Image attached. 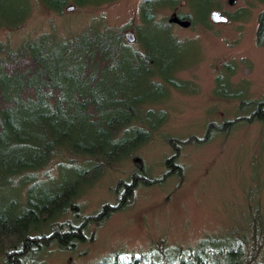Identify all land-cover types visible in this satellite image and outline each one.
<instances>
[{"label": "rangeland", "instance_id": "obj_1", "mask_svg": "<svg viewBox=\"0 0 264 264\" xmlns=\"http://www.w3.org/2000/svg\"><path fill=\"white\" fill-rule=\"evenodd\" d=\"M60 1L4 5L8 23L25 17L21 24L0 28V44L14 47L41 34L68 38L94 29L109 44L107 49H113L120 33L133 49L150 53L151 65L166 79L155 77L162 87L152 93L161 96L142 105L133 122L138 127L156 124L151 139L79 191L73 202L81 216L116 203V183L138 172L139 162L147 174L162 176L164 161L174 152L167 137L202 138L209 123L249 115L264 97V40L257 38L264 0H64L62 9H55ZM214 10L226 21L213 22ZM126 31L135 33V42L124 37ZM241 101L247 103L240 106ZM148 110L153 114L146 118ZM178 163L181 176L139 186L129 206L101 225H90L88 238L75 249L52 243L29 264H98L115 253L150 250L160 240L168 247L192 246L210 235L233 240L250 232L252 211L264 220V122L238 123L205 143L183 144ZM93 164L89 156L71 160L59 155L34 171L33 182L41 181L39 189L50 194L74 180L78 167ZM17 191L12 183L0 190V214L20 212L12 206ZM26 196L25 189L17 194L20 204ZM77 216L70 211L57 220L77 223Z\"/></svg>", "mask_w": 264, "mask_h": 264}, {"label": "trees", "instance_id": "obj_2", "mask_svg": "<svg viewBox=\"0 0 264 264\" xmlns=\"http://www.w3.org/2000/svg\"><path fill=\"white\" fill-rule=\"evenodd\" d=\"M14 3L0 0V19H5L0 28L23 21L25 15L17 23L4 18L8 11L3 6ZM63 5L61 0L54 8L61 10ZM257 38L264 40V10L258 18ZM108 45L94 29L68 38L41 34L14 47L0 44V190L11 183L17 185L12 206L20 210L12 216L0 214L3 264L36 263L40 251L52 243L65 250L75 249L88 238L90 225H101L129 206L139 186L181 176L178 157L183 144L205 143L218 132H230L238 123L264 122L263 97L249 115L209 123L202 138L167 137L174 152L165 159L167 170L162 176L147 174L139 162L140 171L116 183V203L103 204L95 215L81 216L73 202L79 191L151 139L156 124L138 127L133 122L139 119L142 105L161 96L152 93L162 87L155 77L166 80L164 73L151 65L150 53L133 49L120 33L115 47L107 49ZM165 58L163 55L161 61ZM246 103L241 101L240 106ZM152 114L148 110L146 118ZM157 116L163 121L164 114ZM59 155L71 160L89 156L94 164L78 167L74 180L46 194L39 189L41 181L33 182L34 171ZM22 189L27 192L24 204L17 198ZM70 211L78 215L79 222L57 220ZM249 222L250 232L233 240L210 235L187 247H168L160 240L150 250L115 253L109 262L98 264H264V220L252 211ZM94 237L91 233L89 239Z\"/></svg>", "mask_w": 264, "mask_h": 264}, {"label": "water", "instance_id": "obj_3", "mask_svg": "<svg viewBox=\"0 0 264 264\" xmlns=\"http://www.w3.org/2000/svg\"><path fill=\"white\" fill-rule=\"evenodd\" d=\"M229 2L234 3L235 0H229ZM73 8L74 6H69L68 10H72ZM210 17L213 22L226 21V17H224L219 10L212 11ZM124 37L127 38L130 43H133L136 40V35L133 31H126Z\"/></svg>", "mask_w": 264, "mask_h": 264}, {"label": "bare ground", "instance_id": "obj_4", "mask_svg": "<svg viewBox=\"0 0 264 264\" xmlns=\"http://www.w3.org/2000/svg\"><path fill=\"white\" fill-rule=\"evenodd\" d=\"M91 240V239H90ZM84 242V241H83Z\"/></svg>", "mask_w": 264, "mask_h": 264}, {"label": "flooded vegetation", "instance_id": "obj_5", "mask_svg": "<svg viewBox=\"0 0 264 264\" xmlns=\"http://www.w3.org/2000/svg\"><path fill=\"white\" fill-rule=\"evenodd\" d=\"M220 10V9H219Z\"/></svg>", "mask_w": 264, "mask_h": 264}]
</instances>
